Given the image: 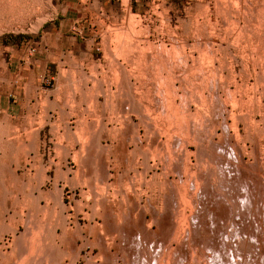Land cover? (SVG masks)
<instances>
[{
    "label": "rangeland",
    "instance_id": "obj_1",
    "mask_svg": "<svg viewBox=\"0 0 264 264\" xmlns=\"http://www.w3.org/2000/svg\"><path fill=\"white\" fill-rule=\"evenodd\" d=\"M41 13L0 24V264H264V0Z\"/></svg>",
    "mask_w": 264,
    "mask_h": 264
},
{
    "label": "bare ground",
    "instance_id": "obj_2",
    "mask_svg": "<svg viewBox=\"0 0 264 264\" xmlns=\"http://www.w3.org/2000/svg\"><path fill=\"white\" fill-rule=\"evenodd\" d=\"M48 1L49 0H0V24L5 23V22L6 23L7 22L8 23H10V22H24V21L29 20V19H34L35 20L34 25L36 27H38L37 25H39L43 21V18L41 17V15H42L41 12L44 11L45 6L48 4ZM34 25H33V28H34ZM14 140H15V138H14ZM16 141H18V140H16ZM38 248H39V246H38ZM39 249H41V247ZM152 252H153V250H152ZM21 263H23L22 260L21 261L19 260V262H16L15 264H21ZM158 264H159V262H158Z\"/></svg>",
    "mask_w": 264,
    "mask_h": 264
},
{
    "label": "crops",
    "instance_id": "obj_3",
    "mask_svg": "<svg viewBox=\"0 0 264 264\" xmlns=\"http://www.w3.org/2000/svg\"><path fill=\"white\" fill-rule=\"evenodd\" d=\"M9 109V106H6L5 110H8Z\"/></svg>",
    "mask_w": 264,
    "mask_h": 264
}]
</instances>
